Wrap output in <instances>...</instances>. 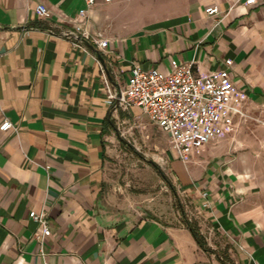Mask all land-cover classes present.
I'll use <instances>...</instances> for the list:
<instances>
[{"label": "crops", "instance_id": "crops-1", "mask_svg": "<svg viewBox=\"0 0 264 264\" xmlns=\"http://www.w3.org/2000/svg\"><path fill=\"white\" fill-rule=\"evenodd\" d=\"M38 4L49 18L37 17ZM213 6L219 14L206 16ZM85 8L0 0V124L13 126L0 130V264H264V0H94L83 18ZM77 25L106 46L74 47L48 32ZM227 59L259 122L237 119L186 162H166L194 210L185 221L213 254L185 222L129 213L109 188L125 137L144 136L146 122L164 132L138 106L108 103L104 78L117 92L133 64L163 73L174 60L205 75ZM41 212L39 245L32 217Z\"/></svg>", "mask_w": 264, "mask_h": 264}, {"label": "built area", "instance_id": "built-area-1", "mask_svg": "<svg viewBox=\"0 0 264 264\" xmlns=\"http://www.w3.org/2000/svg\"><path fill=\"white\" fill-rule=\"evenodd\" d=\"M86 8L79 11L85 18L86 11L94 5V0H83ZM110 2L112 0H104ZM255 0H244L252 5ZM38 18L50 17V12L41 4L35 7ZM208 17L219 14L216 6L205 9ZM216 25V23H215ZM51 35L67 40L72 46L90 43L98 49L106 46L100 35L88 34L81 25L73 30L59 33L48 31ZM232 60H224L218 71L196 75L191 64L170 61L169 69L161 73L155 68L143 69L133 64L127 76L124 90L113 92L104 78L108 103L117 101L123 109L138 106L149 123L163 131L169 138L171 149L178 159L186 162L190 155L207 143L233 130L237 119H250L243 109L242 95L231 76ZM13 129L12 124L3 120L1 131ZM39 234L35 240L42 244L47 229L43 212L33 215ZM42 255V252H40Z\"/></svg>", "mask_w": 264, "mask_h": 264}, {"label": "rangeland", "instance_id": "rangeland-1", "mask_svg": "<svg viewBox=\"0 0 264 264\" xmlns=\"http://www.w3.org/2000/svg\"><path fill=\"white\" fill-rule=\"evenodd\" d=\"M257 112H253L254 116L249 115L255 123L259 122L255 117ZM146 123L150 128L147 133L144 136L139 133L134 134L132 136L134 141L131 137H125L124 141L128 142L123 151L112 159V166L108 173V178L111 180L109 188L118 196L119 204L123 205L129 213L139 212L145 217H158L170 224H184L185 220L193 218L194 210L190 204V198L171 182L172 177L166 163L177 156L171 149L167 136L148 125V122ZM129 145L143 158L133 154ZM155 156L158 157L154 158ZM148 161L157 165L174 187L175 195ZM217 251L224 257L221 250Z\"/></svg>", "mask_w": 264, "mask_h": 264}, {"label": "trees", "instance_id": "trees-1", "mask_svg": "<svg viewBox=\"0 0 264 264\" xmlns=\"http://www.w3.org/2000/svg\"><path fill=\"white\" fill-rule=\"evenodd\" d=\"M131 152L133 154H135L136 156H138L139 158H143L141 155H139L137 152H135L133 149H131ZM148 164L154 168L158 174L160 175V177L166 182L167 186L169 187V189L173 192V194L175 195L174 193V187L170 184V182L166 179V177L163 175V173L159 170V168L157 167V165L153 164L152 162L148 161ZM185 222V226L186 228L189 230L191 236L193 237L194 241L196 242L197 246L204 252H208V253H213L212 250H210L207 246H206V243L204 241V239L202 238V236L198 233V231L195 229V227L187 222V221H184ZM214 254V253H213ZM217 257V255H216Z\"/></svg>", "mask_w": 264, "mask_h": 264}, {"label": "water", "instance_id": "water-1", "mask_svg": "<svg viewBox=\"0 0 264 264\" xmlns=\"http://www.w3.org/2000/svg\"><path fill=\"white\" fill-rule=\"evenodd\" d=\"M117 96H119V91L117 90ZM117 106H118V102L116 101ZM152 162V161H151ZM153 163V162H152ZM154 164V163H153Z\"/></svg>", "mask_w": 264, "mask_h": 264}]
</instances>
